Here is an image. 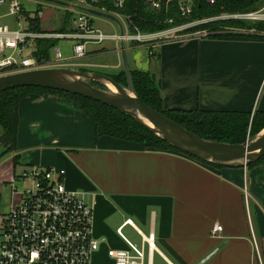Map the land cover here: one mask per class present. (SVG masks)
Instances as JSON below:
<instances>
[{"label":"crops","instance_id":"1","mask_svg":"<svg viewBox=\"0 0 264 264\" xmlns=\"http://www.w3.org/2000/svg\"><path fill=\"white\" fill-rule=\"evenodd\" d=\"M66 9H57L66 13L58 31L75 28ZM93 17L113 23L105 34H120L116 22ZM118 46L90 45L87 56L116 55ZM126 48L131 71L159 77L166 111L264 113V34H195ZM14 152L17 166L65 171L66 188L93 209V236L108 240L106 249H128L117 230L130 220L124 235L152 264H264V160L247 168L212 165L175 150L97 138L77 101L38 91L20 102ZM215 224L224 229L220 239L211 235ZM150 234L152 254L143 242Z\"/></svg>","mask_w":264,"mask_h":264},{"label":"built area","instance_id":"2","mask_svg":"<svg viewBox=\"0 0 264 264\" xmlns=\"http://www.w3.org/2000/svg\"><path fill=\"white\" fill-rule=\"evenodd\" d=\"M23 1L34 2L0 0V8H6V16L12 17L17 26L16 29H11L0 19V78L33 70L69 67L87 57L90 45L108 42L119 44L122 40L124 43L149 44L188 36L178 35V32L183 30L180 27L148 34L136 29L137 33L132 34L128 23L130 17L118 13L110 14L122 23L124 36L105 34L94 27L93 15L81 9H96L95 6L105 0H70L67 2L70 7L66 10L74 15L73 30L60 33L41 26L40 31L35 32L31 30L27 17L29 13ZM175 1L181 17L189 18L192 15L193 0H145L147 6L155 12L168 8ZM217 1L206 0L211 6ZM112 2L117 9L125 8L126 0ZM54 5L60 8L59 5ZM96 10L108 13L105 8ZM37 14L41 20V9ZM245 17L258 19L255 14ZM167 23L172 25L174 20L168 19ZM198 35L206 37L205 32ZM42 39L70 40L71 58L66 60L60 49L55 50V46L51 50L49 61L38 60L34 55L37 50L34 43ZM17 167L11 160L0 166L1 187L12 186L9 207L3 211L0 209V264H91L93 254L99 250V242L93 236V209L83 196L66 188L65 171L43 166L20 167L17 171ZM17 183L24 185L22 191L18 190ZM130 224L132 222L128 220L117 230L118 236L126 242L128 249H110L108 257L114 264H152L151 260L146 258L144 247H138L125 237L124 226ZM223 231L220 224H215L211 235L220 239ZM143 242L151 254L157 249L154 234L143 236Z\"/></svg>","mask_w":264,"mask_h":264},{"label":"trees","instance_id":"3","mask_svg":"<svg viewBox=\"0 0 264 264\" xmlns=\"http://www.w3.org/2000/svg\"><path fill=\"white\" fill-rule=\"evenodd\" d=\"M62 1L68 2L70 0ZM193 3L192 15L186 19L181 17L176 1L170 4L168 8H163L158 12L151 10L145 0H126L124 9L115 8L112 0H105L101 1L95 8H105L108 13H118L122 16L130 17L128 21L130 33L135 34L137 33L136 29H138L139 32L148 34L165 31L224 13H249L261 8L264 5V0H218L213 6L205 3L204 0H193ZM37 13L34 16L27 14L31 30L35 32H39L42 26ZM73 19L74 15L67 13L65 21L69 23L73 22ZM168 19H173L174 23L172 25L168 24ZM68 27L69 25L63 26L59 32L65 33ZM206 28L213 32V35L209 34L207 36L208 38L223 39L245 35L224 32L223 30L226 29H255L257 32H264V22L252 25L242 20H215L206 26L202 24L192 27L188 32L195 33L206 30ZM251 36L258 37L259 35ZM34 44L37 49L34 53L35 57L40 61H49L51 50L56 46L57 41L42 39L36 40ZM132 44L141 45L138 42H133ZM131 76L136 94L146 105L203 139L227 144H243L248 138L255 137L264 129V113H256L252 117L251 114L237 112L166 111L163 107L160 79L157 74L131 71ZM118 77H123L122 83H127L125 72H122L119 76L112 77L116 83L121 85L122 83ZM32 91L55 93L77 101L82 110L94 121L97 138L108 136L132 143L145 144L158 150L177 151L131 117L114 108L81 96L41 88L15 89L0 93V128L3 131L2 140L9 148V151L14 152L16 147L20 102ZM263 160L264 158L249 167H255ZM15 164L18 165L17 156Z\"/></svg>","mask_w":264,"mask_h":264},{"label":"water","instance_id":"4","mask_svg":"<svg viewBox=\"0 0 264 264\" xmlns=\"http://www.w3.org/2000/svg\"><path fill=\"white\" fill-rule=\"evenodd\" d=\"M45 1L65 8L70 7L69 3L64 1ZM81 9L93 16L116 22L120 28V35L124 36L123 25L113 14L91 8ZM120 54L127 88L116 83L112 78L98 73L80 72L67 68H46L1 77L0 93L15 89L41 88L94 100L131 117L178 152L212 165L247 168L264 158V129L257 136L248 138L243 144L206 140L146 105L135 92L124 40L120 43ZM90 81L103 83L107 87L111 85L116 91L93 87Z\"/></svg>","mask_w":264,"mask_h":264},{"label":"rangeland","instance_id":"5","mask_svg":"<svg viewBox=\"0 0 264 264\" xmlns=\"http://www.w3.org/2000/svg\"><path fill=\"white\" fill-rule=\"evenodd\" d=\"M33 1L34 2H26V1L24 2L23 1V5L26 11L32 16H34L38 12V10L41 9L42 11L41 22L43 26L48 29L52 28L53 31H58V28H60L59 24L61 23V20L65 18L66 13H64L63 11L58 12L57 6H55L54 4L48 3L46 1H43V0H33ZM204 1L205 3H207L206 0ZM6 14H7L6 8H0L1 22L8 24L11 27V29H16L17 28L16 21L12 17H7ZM249 14H255V16L258 17V19L254 20V19L246 18L245 16ZM224 19L242 20L252 25H255L260 22H264V5L255 11H251L245 14H239V13L238 14H226L224 13L221 15H216L214 17H206L201 20H196L195 22H192V24H187V25L184 24L183 26L182 25L177 26L183 29L180 32H178V35H182V36L195 35V34H201L204 32L206 33V37L209 36V34L213 35V32L209 31L210 29H207V28L206 30L198 31L195 33H189L188 31L192 27H196L202 24H205L206 26V25H209V23L212 21L224 20ZM112 24L113 23H111L110 21L105 20V22L104 21L101 22L99 18H95L94 27L101 29L103 33H109V32H112V29L110 27L112 26ZM223 31L228 32L230 34H245V35L264 34V32L260 33V32H257L255 29H251V30L226 29ZM183 33L185 35H183ZM124 44L126 47L128 46L130 47V45H132L130 42H125ZM71 47H72V42L70 40L60 39L57 41L55 50L60 49L65 58L67 56L66 48L67 49L70 48L71 50ZM117 49H118V52H117L118 54L116 55L106 54L105 56L97 58V59H93V57L87 56L85 59L76 61L72 65H69V67H61V68L73 69V70L80 71V72L98 73L101 75H106L110 78L119 76L122 72H124V69H123V64L121 61L120 46H118ZM69 56H72L71 51L69 52ZM118 78H119V81H121L122 83L123 77H118ZM89 83L93 87L103 89V90H109L108 87L105 86L103 83L95 82V81L94 82L90 81ZM121 85L127 88V83H122ZM2 138H3V131L0 128V166L4 162H7L8 160H11L13 164L17 166L15 164V158H16L14 154L15 152L9 151V148L5 145ZM20 167H21L20 165L17 167V171L20 169ZM16 186L18 187L19 191H22L24 189V185H21L20 183H17ZM11 194H12V186L4 185V187L1 189V196H0V209L2 211L4 209L6 210L9 207L11 203ZM107 241L108 240L98 241L99 250L93 254L91 264H114V261H112L108 257V250L116 249V248H109V249L107 248L108 250L104 248V246L108 245L106 243ZM105 250L107 252H105Z\"/></svg>","mask_w":264,"mask_h":264},{"label":"bare ground","instance_id":"6","mask_svg":"<svg viewBox=\"0 0 264 264\" xmlns=\"http://www.w3.org/2000/svg\"><path fill=\"white\" fill-rule=\"evenodd\" d=\"M108 88L112 91V92H115L116 90H115V88L113 87V86H111V85H108ZM146 123L148 124V125H150V126H152L150 123H148L147 121H146Z\"/></svg>","mask_w":264,"mask_h":264}]
</instances>
